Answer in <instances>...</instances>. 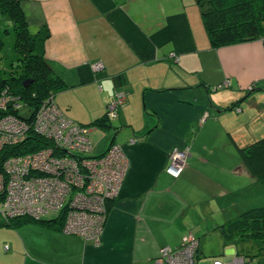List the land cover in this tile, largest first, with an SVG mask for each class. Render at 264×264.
<instances>
[{"label": "crops", "instance_id": "obj_1", "mask_svg": "<svg viewBox=\"0 0 264 264\" xmlns=\"http://www.w3.org/2000/svg\"><path fill=\"white\" fill-rule=\"evenodd\" d=\"M20 1L31 32L50 31L45 56L65 82L55 103L100 134L93 155L121 145L128 167L99 245L51 218L11 224L0 214V264H150L183 235L264 206V181L240 153L264 137V37L214 48L185 0ZM116 92V122L93 124ZM183 147L174 178L165 169Z\"/></svg>", "mask_w": 264, "mask_h": 264}, {"label": "built area", "instance_id": "obj_2", "mask_svg": "<svg viewBox=\"0 0 264 264\" xmlns=\"http://www.w3.org/2000/svg\"><path fill=\"white\" fill-rule=\"evenodd\" d=\"M169 56L177 58L175 52ZM93 68L101 70L103 64L95 63ZM228 85L225 81L220 86ZM123 102L124 94L116 92L115 100L107 105L109 119L118 116ZM25 107L30 106L9 90L0 95V214L9 222L21 217L39 220L56 212L63 218L62 231L99 245L107 204L120 190L128 167L127 155L115 143L98 155H88L94 148L88 128L65 116L54 96L44 99L34 111L30 107L26 118L21 114ZM30 131L48 144L15 151L28 140ZM4 149L11 153L3 155ZM188 155V147L174 148L165 171L178 177ZM198 245L197 236L187 233L175 248H160L150 264H195ZM246 257L236 253L224 260L215 258L212 264H255V257L247 261ZM257 263L264 264V259L257 258Z\"/></svg>", "mask_w": 264, "mask_h": 264}, {"label": "trees", "instance_id": "obj_3", "mask_svg": "<svg viewBox=\"0 0 264 264\" xmlns=\"http://www.w3.org/2000/svg\"><path fill=\"white\" fill-rule=\"evenodd\" d=\"M197 2L202 7L203 27L214 48L264 37V0H197ZM0 15L12 22L15 33L14 49L20 61L18 78L7 80L0 76V95L9 90L24 99L34 111L44 99L55 96L57 92L65 88L64 80L52 69L45 56V42L50 37V31L43 26L37 32H31L20 0H0ZM1 48L0 38V50ZM25 79H31L27 86L23 85ZM115 80L120 82L122 78L115 77ZM110 120L106 112L103 117L93 121V124L108 128L111 126ZM27 138L28 140L22 144L21 148L15 151L26 152L48 144L47 140L32 131ZM9 153L11 150L4 149L2 152L3 155ZM240 153L248 171L258 180L264 181V137L241 147ZM34 220L21 217L9 222L14 224L16 221ZM47 220L48 223L62 230L61 216ZM213 229L220 233L225 244L241 240L264 241V206L244 210ZM197 239L199 252L200 238L197 237ZM246 256L258 258L261 253Z\"/></svg>", "mask_w": 264, "mask_h": 264}, {"label": "rangeland", "instance_id": "obj_4", "mask_svg": "<svg viewBox=\"0 0 264 264\" xmlns=\"http://www.w3.org/2000/svg\"><path fill=\"white\" fill-rule=\"evenodd\" d=\"M185 2L188 11L191 10L194 13V16L198 17V19L200 20L202 7L200 4H198L197 0H192V2H189V0H185ZM0 38L2 40V48L0 50V76L1 78L7 80H11L12 78H18L20 75V61L14 49L15 33L13 25L10 20H8L7 18L5 19V17H2L1 15ZM177 59L178 57L174 60ZM93 66L94 64H91V68L94 71H100L98 69L93 68ZM98 87L100 88V86ZM113 100H115V97ZM30 113V107H25L21 110V114L25 118L28 117ZM69 119L71 120L70 117ZM115 122L116 119H112V124H114ZM110 134L113 135V132H110ZM99 135V133H95L94 135L93 132H88L89 140L91 141L93 146H96V144H98L97 141ZM93 154H95L94 150H92L88 155ZM57 216L58 214L56 212H49L44 217L52 219L56 218ZM198 237L200 238V248L195 258V264H212L215 258H220L224 260L230 257H235L236 253L239 255L246 256L247 254L254 255L259 252L261 253V256L258 258L264 259V241L262 240H241L235 243L225 244L220 233L218 231H215L213 227L212 229H210V231H202L198 234ZM232 250L234 251L232 252ZM249 257H246V261ZM253 262L255 264H258L257 257L254 258Z\"/></svg>", "mask_w": 264, "mask_h": 264}, {"label": "water", "instance_id": "obj_5", "mask_svg": "<svg viewBox=\"0 0 264 264\" xmlns=\"http://www.w3.org/2000/svg\"><path fill=\"white\" fill-rule=\"evenodd\" d=\"M31 82V79H25L23 80V85L27 86Z\"/></svg>", "mask_w": 264, "mask_h": 264}]
</instances>
